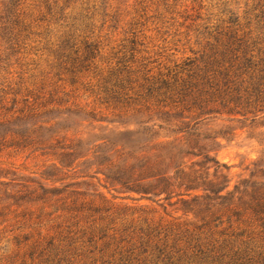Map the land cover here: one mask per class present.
I'll return each mask as SVG.
<instances>
[{
  "label": "rangeland",
  "instance_id": "1",
  "mask_svg": "<svg viewBox=\"0 0 264 264\" xmlns=\"http://www.w3.org/2000/svg\"><path fill=\"white\" fill-rule=\"evenodd\" d=\"M19 12L10 41L0 30V109L40 110L0 125V264H103L85 232L93 219L134 238L192 219L183 186L127 189L181 161L214 178L213 190L264 183V113L194 120L143 104L148 69L183 70L231 20L264 29V0H23Z\"/></svg>",
  "mask_w": 264,
  "mask_h": 264
},
{
  "label": "trees",
  "instance_id": "2",
  "mask_svg": "<svg viewBox=\"0 0 264 264\" xmlns=\"http://www.w3.org/2000/svg\"><path fill=\"white\" fill-rule=\"evenodd\" d=\"M22 2L0 1V13L4 12L0 15V30L6 35L5 38L0 34V38H5L6 43L11 40L13 27L20 26ZM230 23L221 26L199 59L189 61L183 70L162 73L159 69L157 77L149 75L151 69L147 70L143 86L146 108L149 98H155L154 105L163 114L186 113L185 117L193 116L194 120L213 112L244 118L264 113V29L242 30L237 19ZM94 51H99L96 45L88 46L82 60L93 61L97 55ZM39 110L33 105L6 112L0 109V125L13 117L36 115ZM154 144L164 147L165 143ZM196 165L191 162L187 166L181 161L170 170L142 177L139 186H127L130 192L155 196L173 194L183 186L185 191L176 195L190 196L192 206L185 212L192 214V219L156 227L146 225L139 238L127 237L118 229L92 220L85 232L90 240H100L101 254L106 257L103 264H264V183L251 184L247 189L235 186L232 191L224 184L213 190L218 182ZM147 169L148 163L139 166L141 171ZM150 182H155L152 188ZM199 190L203 193L192 194ZM211 199L213 203L209 202ZM38 245V241L33 242V246Z\"/></svg>",
  "mask_w": 264,
  "mask_h": 264
}]
</instances>
